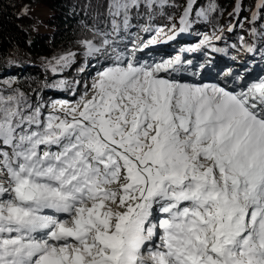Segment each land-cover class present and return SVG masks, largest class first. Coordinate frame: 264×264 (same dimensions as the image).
<instances>
[{
  "label": "snow or ice",
  "instance_id": "snow-or-ice-1",
  "mask_svg": "<svg viewBox=\"0 0 264 264\" xmlns=\"http://www.w3.org/2000/svg\"><path fill=\"white\" fill-rule=\"evenodd\" d=\"M197 4L88 3L43 79L5 71L0 264H264V0L245 20L237 0L231 45ZM182 35L198 40L157 55ZM230 50L238 68L208 55Z\"/></svg>",
  "mask_w": 264,
  "mask_h": 264
},
{
  "label": "trees",
  "instance_id": "trees-1",
  "mask_svg": "<svg viewBox=\"0 0 264 264\" xmlns=\"http://www.w3.org/2000/svg\"><path fill=\"white\" fill-rule=\"evenodd\" d=\"M207 2L208 0H198L197 6H203ZM215 2L223 10V15L218 14L213 24H219L225 28L228 44H238L237 36L248 38L250 25L246 21L243 28L239 24L236 25L234 34L226 31L229 13L233 11L237 0H215ZM240 2L243 11L239 19L245 20L246 17L250 16V9L256 0H240ZM88 3L95 6L97 0H0V79L9 78L4 75L5 71L22 80L29 76L43 79V72L40 71V58L51 56L53 53L67 50L70 47L75 50L73 41L78 30V20L84 15L82 9ZM176 3L183 5L185 0H176ZM39 7L43 8L46 15L37 19L31 10ZM25 8H27L26 14ZM176 14L178 17L179 11ZM260 22L264 23V21ZM157 23L162 24L164 21L158 19ZM200 30L201 32H210L211 28L201 27ZM197 40L198 37L195 35H182V46H190ZM224 46L223 42L218 43V47L223 48ZM157 48L159 49L157 55L173 52L175 55L174 49L178 47L171 44ZM14 51L15 57L13 58L21 63L20 69L7 68L6 66V60ZM235 54L242 55L243 53L230 50L229 56L222 54L219 56L222 59L230 60V57L235 56ZM199 56L202 62L204 57L200 54ZM21 71H23V75H20ZM74 74L75 68L66 74V78L71 79ZM48 95L56 99L70 98L69 95L60 93L49 92Z\"/></svg>",
  "mask_w": 264,
  "mask_h": 264
},
{
  "label": "rangeland",
  "instance_id": "rangeland-1",
  "mask_svg": "<svg viewBox=\"0 0 264 264\" xmlns=\"http://www.w3.org/2000/svg\"><path fill=\"white\" fill-rule=\"evenodd\" d=\"M31 13L37 18V19H40V18H43L45 15H46V13H45V11H43V8H33L32 10H31ZM171 44H174V45H176L177 47H181L182 46V36L179 38V41L178 42H170L169 44H167V45H171ZM159 46H161V47H163V46H165V45H159ZM159 46H156V47H159ZM170 54H172V53H170ZM213 53H209L208 55L209 56H211ZM197 56H199V54H196ZM245 55L246 54H242L241 56H243L242 58L243 59H245ZM200 57V56H199ZM204 57V56H203ZM212 57L214 58V59H216L217 57H218V54H213L212 55ZM240 62H238V61H236V63H234V65H236V68H238L239 67V64L243 61H241V60H239ZM197 62H201L200 61V59L197 61ZM203 62V61H202ZM225 65H226V63H224ZM241 71H243V69H241ZM212 75H215V72H213L212 73ZM206 82H212V81H210V80H207ZM54 99H56V98H54Z\"/></svg>",
  "mask_w": 264,
  "mask_h": 264
}]
</instances>
